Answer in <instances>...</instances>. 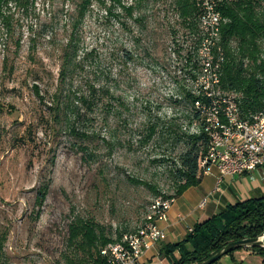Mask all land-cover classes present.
Segmentation results:
<instances>
[{"label": "rangeland", "instance_id": "obj_1", "mask_svg": "<svg viewBox=\"0 0 264 264\" xmlns=\"http://www.w3.org/2000/svg\"><path fill=\"white\" fill-rule=\"evenodd\" d=\"M68 2H38L16 19L10 38L0 37L2 264H67V226L76 215L93 220L114 240L137 226L153 193L130 183L127 176L172 195L170 171L182 147L172 144L164 129L173 117L179 132L193 128L183 94L185 89H202L203 82L192 77L195 70L185 68L192 37L181 28L171 0H150L145 26L128 21L125 28L121 17L95 6L80 31L84 58L76 79L82 83H71V92H85L86 81L98 84L110 88L125 109L99 95L94 98V118L86 124L94 130V139L82 141L67 130L52 131L43 119L56 84V47L72 17ZM33 85L44 103H39ZM154 123L157 131L145 141ZM42 188L46 195L39 201Z\"/></svg>", "mask_w": 264, "mask_h": 264}, {"label": "trees", "instance_id": "obj_2", "mask_svg": "<svg viewBox=\"0 0 264 264\" xmlns=\"http://www.w3.org/2000/svg\"><path fill=\"white\" fill-rule=\"evenodd\" d=\"M46 1L48 0H0V37L10 38L16 28V19L28 13L38 2ZM67 1L70 3L67 8L69 7L72 17L67 21L61 44L56 47L59 62L54 82L56 84L48 99V117H44L43 121L46 124L50 123L49 126L54 133L67 130L84 141L95 137L94 130L87 128L86 124L94 118L96 96H104L106 101L109 100L107 104L118 102V105L125 109L124 103L110 88L105 89L86 81L85 92L70 90L71 83H82L77 81L76 75L84 58H80L79 47L84 18L96 6L105 14L121 17V24L125 28H128V21L144 25L147 19L145 8L150 0H65ZM170 4L181 28L192 37V43L184 54V61L189 73L195 70L196 73L192 74V77L197 79L202 71L197 54L201 42L199 9L194 0H171ZM220 10L226 22L221 25L219 40L216 42L218 47L213 52L214 58L219 59L217 70L219 90L236 95L240 116L247 119L264 107V0H224ZM172 33L175 34L173 30ZM14 44L17 52L20 41L16 40ZM2 62L6 69L8 56L4 55ZM12 69L11 65L9 70ZM32 87L39 103H44L45 98L40 94L37 86ZM183 95L188 103L187 117L192 126L197 127L198 132H179L174 117L168 121V125L166 123L164 132H167L169 140L172 144H180L182 147L170 171L174 184V192L171 196L175 198L187 188L199 184L201 171L198 161L205 153L207 145V137L202 130V117L193 106L198 96L188 89H185ZM0 109H2L1 104ZM84 124L85 126H82ZM157 127L156 123L148 126L145 141L154 136ZM83 149L87 150L88 147L85 146ZM91 156L92 154H88V157ZM127 180L132 184L149 188L153 193L152 198L161 194L155 186L146 181L132 176H127ZM45 195L46 190L42 188L38 191L37 199L42 201ZM145 213L146 211L144 215ZM122 233H119L116 239ZM262 233H264V197L250 198L227 205L218 214L196 222L192 231L188 232L181 241L163 247L166 256L170 258V264H192L208 259L230 242L256 238ZM113 241V237L93 220L76 215L67 226L66 242L71 256H65L66 263L104 264L100 250ZM238 248L240 247L230 250L227 254ZM251 249L264 261V247L260 243L251 245ZM2 250L3 241H0V264H2ZM174 251H178L177 257L171 255Z\"/></svg>", "mask_w": 264, "mask_h": 264}, {"label": "built area", "instance_id": "obj_3", "mask_svg": "<svg viewBox=\"0 0 264 264\" xmlns=\"http://www.w3.org/2000/svg\"><path fill=\"white\" fill-rule=\"evenodd\" d=\"M194 2L199 9L201 42L197 54L202 68L196 80L203 83L202 89L192 91L198 96L193 106L202 117V130L207 137L205 153L198 161L201 175L208 174L211 167H216L221 177L258 169L264 174V107L244 119L236 95L219 90V59L214 58L213 52L218 47L221 25L226 22L220 10L224 0ZM191 129L198 132L196 126ZM206 199H202L200 208ZM174 201V196L164 194L152 198L137 226L101 248L104 264H141L145 254L165 238L159 223L166 221Z\"/></svg>", "mask_w": 264, "mask_h": 264}, {"label": "crops", "instance_id": "obj_4", "mask_svg": "<svg viewBox=\"0 0 264 264\" xmlns=\"http://www.w3.org/2000/svg\"><path fill=\"white\" fill-rule=\"evenodd\" d=\"M206 197L205 205L199 204ZM264 197V174L261 169L242 175L221 177L216 167L201 175L199 184L187 188L175 198L167 219L159 226L165 232V238L150 249L141 260V264H170L164 245H172L181 241L196 222L210 218L227 205ZM264 247V241L261 244ZM174 257L178 251L172 252ZM215 264H264L251 245L242 246L231 254L222 256Z\"/></svg>", "mask_w": 264, "mask_h": 264}, {"label": "water", "instance_id": "obj_5", "mask_svg": "<svg viewBox=\"0 0 264 264\" xmlns=\"http://www.w3.org/2000/svg\"><path fill=\"white\" fill-rule=\"evenodd\" d=\"M263 241H264V233H262L261 235H259L256 238H249V239H243V240H239V241H233V242L228 243L224 247H222L217 252H215L208 259H206L204 261H200V262H195L192 264H213L214 262L219 260L222 256L226 255L230 250H232L234 248L242 247V246H246V245L258 244V243H260V245H261L263 243Z\"/></svg>", "mask_w": 264, "mask_h": 264}]
</instances>
